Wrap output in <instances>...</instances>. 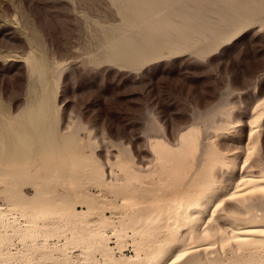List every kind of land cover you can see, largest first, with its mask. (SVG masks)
<instances>
[{
	"label": "rangeland",
	"instance_id": "374dc122",
	"mask_svg": "<svg viewBox=\"0 0 264 264\" xmlns=\"http://www.w3.org/2000/svg\"><path fill=\"white\" fill-rule=\"evenodd\" d=\"M120 4V0H0V209L6 211L0 233L7 230L9 236L6 243L0 242V264L103 262L99 251L84 253L81 245L75 249L64 245L69 230L67 237L50 236L49 243L42 234L38 239L21 238L17 230L27 218L22 207L92 206L86 215L91 221L103 214L114 221L130 216L123 196L131 201L160 192L174 196L175 185H165L171 177L164 174L165 183L157 182L158 175L152 173L158 162L149 165L157 140L176 143L182 130L194 126L200 139L210 137L222 149L241 147L249 119L264 110V13L217 40L125 62L102 54L112 29H131ZM40 77L45 81L39 85L40 102L46 107L43 137L27 132L20 114L28 104L31 84ZM47 141L52 147L44 149ZM27 144L30 149L23 148ZM136 167L142 172L138 170L135 178L128 170L137 171ZM232 174L227 173L225 187L231 186ZM15 205L19 207L12 209ZM127 230L118 242L107 228L119 259L135 253L133 240L158 239L165 244L168 235L164 230L134 239L133 230ZM119 245L125 251H119ZM153 245H144L141 253ZM177 247L170 249V256ZM214 247L226 255L224 264L253 255L255 264H264V247L251 254L240 251L245 258L237 260L239 252L230 246L221 248L217 242Z\"/></svg>",
	"mask_w": 264,
	"mask_h": 264
},
{
	"label": "bare ground",
	"instance_id": "6f19581e",
	"mask_svg": "<svg viewBox=\"0 0 264 264\" xmlns=\"http://www.w3.org/2000/svg\"><path fill=\"white\" fill-rule=\"evenodd\" d=\"M120 2L121 13L126 23L123 22L131 26V29L122 27L112 29L107 34L104 50L101 49L105 57L125 62H134L152 54L165 53L167 50L189 48L200 42L217 40L239 27L245 20L264 13V0H120ZM32 67L37 69V63L33 62ZM41 84H45L43 77H40L39 82L31 84L28 104L24 109L22 107L23 110L20 112L26 119V122L23 120L28 128L26 131L30 130L29 133L34 132L37 136L40 135L41 128L45 129L46 126L44 118L46 107L40 102ZM263 120L264 110L253 115L248 121L245 144L227 150L216 145L217 143L210 137L200 139L197 136V127L194 126L182 130L176 143L157 140L151 148L153 158L149 165L154 167L155 162H158L156 170L152 173L158 175L157 182H164V174L171 177L170 182H164L167 187L175 185L174 196L171 198H167L160 191L151 194L146 200L131 201L129 197L123 196L122 203L127 205L132 213L130 212V216L125 214L117 221L110 220L104 214L96 221L87 219L86 215L92 212V206L79 210L69 204L60 208L26 205L22 207V215L27 217L26 224L17 230L19 234L16 232L14 234L23 239L27 236L34 237L33 239L36 236L38 239L37 235L40 238L42 234L47 243L50 236L67 237L69 230L70 236L65 239L64 245L70 243L74 245L73 248L75 245H81L84 253L91 254L93 251L102 253L103 262L96 259L92 264H173V262L224 264L226 255L215 252L219 249L214 247L217 242L221 248L226 245L230 246V250L235 249L234 252H239L235 259H242L244 256L240 251L247 250L251 254L264 247V191H261L264 189V153L260 155L262 148L264 150ZM17 137H20L19 134ZM43 145L44 149L52 147L48 141ZM23 148L30 149L31 145L27 144ZM255 151L258 153L257 156L254 154ZM238 166L241 172L237 170ZM136 169L137 171L128 170L135 178L139 176L138 170L142 172L139 167ZM231 171L233 181H230V187H225L227 173ZM227 182L229 185V180ZM156 190H160V187ZM232 196L235 199H228ZM18 207L15 205L12 209ZM4 214L0 209V219H3L1 217ZM57 218H61L60 221L63 222L61 226H59L61 223L57 224L56 221H59ZM107 228L112 230V235L118 242L124 233L126 235V232H129L128 228L133 230L134 235L131 236H134V239L138 235L158 234L164 230L168 235L165 244H161L158 239L151 240L152 242L144 239L133 240L135 253L119 259L114 255L116 245L110 244L112 235L107 232ZM41 230L43 232L39 233ZM5 231L0 233V242L9 237L7 230ZM150 244H154L153 249L143 255L141 250H144V245ZM175 246H178V249L176 248V252L170 256V249H174ZM124 248L126 247L119 245V251H125ZM182 253L187 255L177 260L176 257ZM253 256L244 257L243 261L238 260L236 263L255 264ZM65 258L71 257L67 254ZM70 263H63L62 259L58 264Z\"/></svg>",
	"mask_w": 264,
	"mask_h": 264
},
{
	"label": "snow or ice",
	"instance_id": "6c2138e0",
	"mask_svg": "<svg viewBox=\"0 0 264 264\" xmlns=\"http://www.w3.org/2000/svg\"><path fill=\"white\" fill-rule=\"evenodd\" d=\"M261 191H264V189H261ZM228 199H235V197L234 196L228 197ZM221 203H223V202H221ZM185 255H187V253H182L181 256H177L176 259L179 260V259H181L182 256H185ZM173 264H175V262H173Z\"/></svg>",
	"mask_w": 264,
	"mask_h": 264
}]
</instances>
